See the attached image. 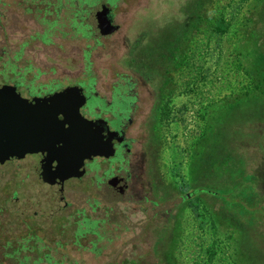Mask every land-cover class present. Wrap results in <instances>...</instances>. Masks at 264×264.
Returning a JSON list of instances; mask_svg holds the SVG:
<instances>
[{
  "label": "flooded vegetation",
  "instance_id": "obj_1",
  "mask_svg": "<svg viewBox=\"0 0 264 264\" xmlns=\"http://www.w3.org/2000/svg\"><path fill=\"white\" fill-rule=\"evenodd\" d=\"M157 2L0 0V90L31 117L33 144L39 116L61 118L50 98L65 91L100 153L62 169L46 151L0 163L14 205L0 216L11 230L0 233V264H157L174 211L182 227L185 209H201L198 182L168 167L170 146L178 155L188 143L177 147L171 128L186 94L170 88L172 32L169 20L156 26Z\"/></svg>",
  "mask_w": 264,
  "mask_h": 264
},
{
  "label": "rangeland",
  "instance_id": "obj_2",
  "mask_svg": "<svg viewBox=\"0 0 264 264\" xmlns=\"http://www.w3.org/2000/svg\"><path fill=\"white\" fill-rule=\"evenodd\" d=\"M155 14L156 26L169 20L172 32V94L213 65L221 78L199 115L196 109L179 128L171 125L179 147L188 143L178 155L170 146L168 167L198 182L202 205L199 216L181 213L182 227L174 211L165 261L157 264H264V0H159ZM5 173L1 168L0 216L14 207L4 203Z\"/></svg>",
  "mask_w": 264,
  "mask_h": 264
},
{
  "label": "water",
  "instance_id": "obj_3",
  "mask_svg": "<svg viewBox=\"0 0 264 264\" xmlns=\"http://www.w3.org/2000/svg\"><path fill=\"white\" fill-rule=\"evenodd\" d=\"M5 93L0 90V163L24 153L46 151L60 162L58 167L62 169L69 157L80 164L83 158L100 154L87 147L84 124L66 106L68 92H60L50 98L62 116L59 119L51 115L38 117L40 138L35 144L32 126L28 122L31 117L25 114L19 100L7 99Z\"/></svg>",
  "mask_w": 264,
  "mask_h": 264
},
{
  "label": "built area",
  "instance_id": "obj_4",
  "mask_svg": "<svg viewBox=\"0 0 264 264\" xmlns=\"http://www.w3.org/2000/svg\"><path fill=\"white\" fill-rule=\"evenodd\" d=\"M218 65H213L210 68L209 72H204L201 71L197 77H196V85H197V90H196V95L195 96H189V103L187 104L186 107V116L188 117H193L194 116V111L201 105L203 104L204 100H207L210 98L214 92H218V89L220 88V82L221 78L218 72ZM190 95V94H189ZM186 118V117H185Z\"/></svg>",
  "mask_w": 264,
  "mask_h": 264
},
{
  "label": "trees",
  "instance_id": "obj_5",
  "mask_svg": "<svg viewBox=\"0 0 264 264\" xmlns=\"http://www.w3.org/2000/svg\"><path fill=\"white\" fill-rule=\"evenodd\" d=\"M222 21V20H221ZM213 48H215L214 46H213ZM196 80L195 81H193V82H191L190 84H188L184 89H181V90H178V93H179V91H181L182 93H185L186 95H185V97H183V99H182V101L180 102L181 103V106L179 107V109H182L183 111H185L186 112V107H187V104L189 103V96H195L196 95V90H197V85H196ZM190 94V95H189ZM202 105L203 104H201L198 108H197V111L198 112H200V109L202 108ZM172 110L173 111H175L174 110V107H172ZM200 114V113H199ZM198 114V115H199ZM197 115V114H196ZM172 117H174V116H172ZM180 124H182L183 122H184V117L182 116V117H180ZM179 145L180 144H176V146L177 147H179ZM192 212H193V214H194V216H199V209H190ZM3 248H4V251H3V253L4 252H7V248H8V246H3ZM17 248L18 247H16L15 249H13L12 250V252L11 253H14V252H17ZM20 263V262H19Z\"/></svg>",
  "mask_w": 264,
  "mask_h": 264
},
{
  "label": "crops",
  "instance_id": "obj_6",
  "mask_svg": "<svg viewBox=\"0 0 264 264\" xmlns=\"http://www.w3.org/2000/svg\"><path fill=\"white\" fill-rule=\"evenodd\" d=\"M217 53H218V51H217ZM217 53H216V54H217Z\"/></svg>",
  "mask_w": 264,
  "mask_h": 264
}]
</instances>
